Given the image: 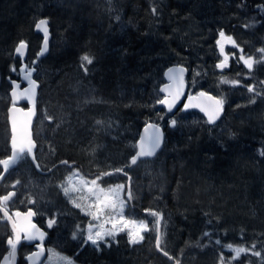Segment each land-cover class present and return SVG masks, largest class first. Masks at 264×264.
<instances>
[{
	"label": "trees",
	"instance_id": "16d2710c",
	"mask_svg": "<svg viewBox=\"0 0 264 264\" xmlns=\"http://www.w3.org/2000/svg\"><path fill=\"white\" fill-rule=\"evenodd\" d=\"M36 1L45 4L46 12L41 16L49 19L55 34L52 54L40 68L44 95L48 84L65 88L81 81L89 90L84 94L101 100L100 104L106 103L125 125L140 118L136 123L141 125V130L145 119L153 114L151 105L156 106L163 97L160 87L165 82L166 68L177 63L182 51L187 53L191 48L189 53H197L201 58L205 51L210 53L202 69L209 68L211 75L213 70L219 71L216 39L205 46L199 36L185 35L186 25H198L204 20L212 21L210 27L217 33L223 31L235 44L229 43L227 47L228 68L220 72L219 78L204 84L202 90L215 95L230 90L234 84L226 85L222 81L237 80H222L223 77L239 80L255 77L263 81L264 87V52L259 51L264 49V0H116L105 4L107 12L92 0H62L59 5L51 0L52 7L50 0ZM10 4L14 7L6 17L1 16L4 22L12 15V21L0 23V61L4 51L11 47L9 43L16 39L18 42L23 36L21 40L30 43L31 51H38L37 20L30 17L34 2L12 0ZM2 24L10 27L5 29ZM56 27L62 34L60 37ZM57 38L63 41V48H59ZM254 53V64L248 69L244 60ZM84 55L92 59L91 64L81 59ZM184 63L180 64L190 72V66ZM0 70L7 72L1 64ZM257 93L260 95L247 100L235 97L233 107L225 106L224 119L216 126L210 125L199 111L184 112L179 108L173 114L182 121L188 117L194 123L184 129L177 122L172 128L165 110L158 105L154 108L159 111L158 122L165 125L166 143L157 157L129 167L139 197L134 198L131 209L139 218L153 217L155 210L161 212L160 246L180 264H264V93ZM46 96L47 104L50 100ZM50 98L51 104H63V116L67 120L86 119L87 109L98 107L90 102L79 108L81 97L76 96V90L68 95L63 92L60 100L56 96ZM55 107L51 105L49 110L58 114ZM1 115L4 121L6 116L3 112ZM78 126L84 128L81 134L78 128H73L77 133L64 126L55 130L52 152L44 157V165L38 156L45 168L49 160L52 164L63 159L81 161L84 156L81 152L91 138L81 140L88 127ZM188 130L192 131L190 135L186 133ZM134 152L130 149L129 156ZM89 159L86 157L84 163ZM28 161L35 170L30 157ZM128 163L124 160L123 166ZM58 204L61 205V200ZM4 222H0V239L8 233V237L12 235L11 226ZM67 234L61 227L57 228L56 236L65 238L68 252L84 264H175L158 249L157 236L149 235L136 245L119 237L120 242L111 248L92 250L82 248L81 240ZM7 241L8 238L6 246ZM236 248L246 251L236 257ZM23 253L21 249L22 259Z\"/></svg>",
	"mask_w": 264,
	"mask_h": 264
},
{
	"label": "rangeland",
	"instance_id": "374dc122",
	"mask_svg": "<svg viewBox=\"0 0 264 264\" xmlns=\"http://www.w3.org/2000/svg\"><path fill=\"white\" fill-rule=\"evenodd\" d=\"M2 1V4L5 5V7L7 8L3 10L4 13L2 12V14L6 15L7 12L14 7V5L10 4L12 0ZM16 1L19 2V0ZM101 1L106 4L108 3V1L116 0ZM32 2H34V8L30 12V17H32V20L36 21L42 14L46 12L45 4H38L36 0H32ZM60 3L61 2L57 0V3L55 4L59 5ZM7 4H10V7H7ZM197 7L198 6H196V8ZM1 16L2 15H0V23L3 20ZM10 17H12V15ZM209 23H212V21L204 20L199 22L198 25H193V23H189L188 25H186L187 32L185 33V35L190 37L199 36V38L201 39L199 40L201 41L200 43L205 46H207L209 42H212L213 39H216V42L219 38V33L215 32V30L210 27ZM56 28L57 37H60L62 34L59 32V28ZM22 38H24V36ZM56 40L59 48H63V41H60L58 38ZM16 42L17 39L14 42L9 43L8 46L11 47L4 51L2 61H0V64L7 68V71L10 70L11 67V58L14 59L13 52L14 47L17 44ZM189 50L190 51H187V53L186 51H182V55L178 57L179 60L177 61V63L185 62L190 66V72L187 76L189 90L192 93H196L199 90L203 89L202 87L204 86V84L210 83V80H216L217 78H219L221 76V71L216 70L217 72H215L213 70V75H211L209 68L202 69L203 62L204 64L205 62H207L208 55L210 53L205 51V56L201 58L200 55H198L197 53L195 55H191L192 49L190 48ZM217 54L218 55H215L217 57V61L223 60L222 58H220V54L218 52ZM257 55L260 54L256 53V56ZM253 58H255V53L247 55V60L250 59L252 61V66L254 64ZM192 60L194 61V64L192 63ZM221 79L238 81V83H235L230 90H223L222 92L217 94L223 99L226 107H233L235 97L238 98V100H247L249 98H253L255 95H260L257 92L264 93L263 81L257 80L255 77L247 80H239L238 78L228 79L226 77H223ZM154 80H156V78ZM225 84L227 85L233 83H229L228 81L225 82ZM45 87L47 88V96L46 94L44 95V93L42 92L41 103L42 101H45V96L50 101L52 100L50 96H56V98L60 100V98L63 97V92H67L68 95L69 93L72 94L76 90V96L78 95L79 97H81V101L78 105L80 106L79 108L90 102H94L93 104L98 107L94 106L93 109H87L88 111L86 110L87 112L85 113L86 119L80 117L77 119L74 118L72 120H67L66 117L63 116V104H61V102L56 101L62 105H59V107L57 103L54 104L52 102L51 104L49 100V102L46 101L47 105L42 106V118L39 122L38 127H36L37 138L40 146L39 156L41 157L40 159L42 160L43 165L44 157L47 156V154L48 156H50L52 152V145H54L53 140L55 138V130H60V126H64L66 129H71L74 133H76L74 131V129L76 128H78L79 131H84V128H82V126H78L81 124L88 127V130L84 132L85 134L82 136L81 140L84 137H90L91 139L87 143L88 147L83 148L81 152L82 155H84V158L82 157V159H80V163L83 164L85 170L87 172L92 173L93 176L89 175L86 171L81 170L80 168H72L67 166L65 168H60V171L57 170L52 175L41 177L42 175L40 174H34V171L28 164V161L24 162L14 173L15 177H21L22 182L18 201L14 202L13 204L20 205L18 202H24V204H28L32 198H35L38 200L37 207L40 208L42 212H45L47 209H49L50 205L53 207H61L55 208V210L57 211L58 228L61 227L63 229V214L67 213L68 215H71V218L65 219L66 226L64 230L68 233V237L70 236L74 238V240H81L82 248L84 249L86 247L92 250L101 248H111L112 246H115L116 243L120 242L119 237L124 238L131 245H136L143 242L149 235L156 238L159 233L157 229V216L152 215L153 217L145 216L139 218L137 215L132 213L131 202L126 198V194L128 191V177L122 176L118 173L108 174L109 171L114 168H121L123 166L124 160L126 162L129 161L128 157H130V153L128 152L130 151V149L136 151V143L140 133L139 127L141 126L139 123L136 122L138 120L140 121V118H136L133 124L125 125L122 120L118 118L117 115H115L111 112V110H109L108 105L106 103L100 104L99 102H101V100H97V98H93L89 94H84L87 93V91L89 90L88 88H85L86 86L82 84L81 81H76V83H73L72 85H69L65 88H63V85L52 86L49 84ZM249 88H251L252 91H249ZM0 92L2 93L1 90ZM1 97L4 98V96L0 95V107ZM51 105L56 106L54 109L55 111L56 109L59 110L58 114L51 110V108L49 110V106L51 107ZM151 106L152 108H156L157 105ZM154 108L151 118L145 119L146 122L150 120L159 121V111H155ZM48 117H51L52 123H49ZM2 118L3 117L1 116L0 110V149L4 151L9 149V141L6 124L5 126L1 125ZM63 118L65 119L63 120ZM167 119L169 121L175 120L179 124H182L184 129L188 127V125L194 123V120H188V117L182 121V119L175 116L174 114L168 116ZM223 119L224 116L213 126L218 125ZM66 132L67 131L65 130V133ZM47 133L49 134V137H47ZM183 133H185V130L183 131ZM186 133L190 135L192 131L188 130ZM86 157L90 158L87 164L84 163ZM48 163L49 167L52 164V160H49ZM93 181H95V184L92 183ZM119 185L124 186L123 189L120 191V197L125 202L122 211L119 209L118 203L116 208L105 206L106 204L111 203L115 200V198L112 196L111 190L116 189ZM131 187L133 198H139L132 184ZM66 188L70 189V191H68L67 193H65ZM100 190L103 191L101 192ZM97 196H99V200L97 199ZM60 200L61 205L58 204V201ZM63 203H65V205L68 207V209H65L64 211ZM77 204H79L80 207H76ZM156 212L161 214L159 210H156L155 213ZM93 213H95V216H93ZM254 218L257 217L254 216ZM125 221H128L130 223L125 226ZM141 224H145L147 226L146 229L141 231L140 233L143 236V239L136 244L130 243L129 233L133 231L136 226H139ZM89 226H91V234L94 237L97 232L107 230L116 231L115 240H113L112 237H105L107 244H105L104 241H97L98 246L93 245L92 242L87 239L89 235ZM119 229L123 230L119 231ZM7 235H5L6 237L3 236L0 239V257L6 253L4 251L6 246V240L8 238ZM162 235L163 226L160 243ZM65 243L66 240L64 237L55 236L51 240L49 257L45 259L42 264H84L68 252L65 247Z\"/></svg>",
	"mask_w": 264,
	"mask_h": 264
},
{
	"label": "water",
	"instance_id": "95a60500",
	"mask_svg": "<svg viewBox=\"0 0 264 264\" xmlns=\"http://www.w3.org/2000/svg\"><path fill=\"white\" fill-rule=\"evenodd\" d=\"M43 19H47V18H43ZM47 20H48V28H49L48 45H47V49H45L44 44L42 45V49L40 52L41 57H44L49 53L50 43H51V40L53 37V34L51 32V27L49 25V19H47ZM37 31H39V30H37ZM218 40H221V37ZM222 42L224 44V51H223V53L220 51V53L223 56V60H224L225 55H227L228 61H229V54L227 52L228 42H227L225 35H224V39ZM218 47L220 50L219 44H218ZM27 49H28V45H27L25 52L23 54L24 56L26 55ZM221 62H219L218 64H220ZM227 64H228V62H227ZM181 69H184V71H183V85L182 86L180 85V83L178 81L170 79V70H173V72H172L173 75H178L180 73ZM223 69L219 68V70H223ZM188 73H189V68L183 64H173V65H170L169 67L166 68L165 73H164L165 82L160 87V93L163 95L161 100H163L165 98H168L171 100L174 96L177 98L175 99V103L173 104L171 110H169L168 105L159 103L160 100L158 101L157 105L159 107H162L165 110L166 114H170L180 107L185 112H188L191 110H197V111L201 112L206 117V119L210 125L216 124L223 117L225 110H226L225 106L223 105L222 99L219 96H217L211 92L205 91V90H200L197 93H191L189 90V83L187 80ZM32 76H33V73L31 72V79L36 81V84H37L34 95H30L29 97H27V94L25 93V90L30 86L29 82L27 80H23L27 83V86L24 89L19 88L20 87L19 81H14V87L11 90V95L13 97V102H14L13 105L9 109V122L11 125V132H12V134H11V156L8 158L0 159V161H8L9 162L8 167H4L2 164H0L3 167V171L0 174V185L5 180L7 175L9 174L11 167L16 162H18L19 158L26 152H28L30 154L34 164L36 165V167L38 166L37 169L41 173H49L52 170V169L42 170L40 168L39 163H38L37 158H36L37 141L35 139V134H34V125H35V120H36V117L38 114L37 101H38V96H39L40 83L38 80L33 79ZM23 77H25V76H23ZM202 92L207 93V96L206 97L199 96V93H202ZM13 93H16V94L13 95ZM208 97H214L216 100L222 101V110L219 114V117L214 122L209 121L208 114L205 111H202L201 107H187V108L185 107V105H188V104H200L202 106H207L208 104L213 103V101L208 100ZM22 101H28L30 104V108L27 110H24L19 105ZM170 125H171V127H175L176 123H175V125H173L172 121H171ZM157 128H158L159 133L161 135L160 147L158 149H156L155 154L153 156H138V153L140 151L141 140L142 139L146 140L147 137H150L153 134H155V131ZM165 142H166L165 127L159 122L148 121L142 127V129L140 131V135H139V138L137 141V150H136L135 154L130 158V164L132 166H135L142 159L156 157L160 153V151L164 148ZM145 148L147 149V144H145ZM133 157H137L135 164L131 163V160ZM67 162H68V160L65 159V160L61 161L60 164L67 163ZM69 165L73 166V163L69 162ZM17 184L18 183H15L13 186L15 187V186H17ZM129 194H130V198H129ZM6 196L9 197V199L7 201H10L11 199H13L14 197L17 196V191L12 190ZM126 197L128 198V200L130 202H133L131 184H129V186H128V191H127ZM2 201L7 202L3 198H2ZM29 211L34 213V215H32L29 218L30 223L32 225H35V230H39L40 232L44 233L43 240L42 241L39 239L28 240L26 238L28 233L27 232H21L20 241L16 245L15 256L13 257L10 255L12 252V248H11V250L9 252H7L1 258L0 264H18L21 243L23 240H26L28 242L38 241V242L43 243L47 238V232L44 231L43 229H41L39 227V225L34 221L36 218V212L33 208H30L27 211H18V212H15L13 214L0 203V212L4 215L5 219L10 222L11 225H13L14 222L18 226L21 225L24 222V216ZM16 213H20L21 216L18 217L16 215ZM162 220H163V216H162V214H160V216L158 217V231H159L158 239L159 240H160L161 233H162ZM12 231H13V238H10V239L15 240V231H14V229ZM32 231H34V229H29V232H32ZM158 248L161 252H163L166 256H168L171 260H175L174 256H171L169 253L162 250L160 248V246ZM46 256H47V252H46L45 247L43 245H40L37 250L33 251L28 256V264H41L44 261V259L46 258ZM175 264H180V263L178 261H175Z\"/></svg>",
	"mask_w": 264,
	"mask_h": 264
},
{
	"label": "flooded vegetation",
	"instance_id": "af4514ba",
	"mask_svg": "<svg viewBox=\"0 0 264 264\" xmlns=\"http://www.w3.org/2000/svg\"><path fill=\"white\" fill-rule=\"evenodd\" d=\"M49 24H50V27H51V32L53 34V37L55 38V34L53 32L51 22H49ZM36 33H37V35L39 37H42V39H43V33H41L40 31H36ZM24 38H22V39H24ZM21 41H26V40H21L20 39L17 42L16 46L14 47V52H13L14 59H12L10 57L11 58L10 70H8L5 74L0 70V90L2 91V93L0 92V95L4 96V98L1 97L0 110L6 116L4 121H3V118H2L1 125L5 126V124H6L7 133H8V141H9V149L8 150L2 151V149H0V158H8V157L11 156V134H12V132H11V125H10V122H9V109L14 103L13 102V97L11 95V90L14 87V81H19L20 82V84H19L20 87L19 88L20 89H24L27 86V83L25 81H23V80H25L23 76H25V74L28 73V72H32L33 73V76H32L33 79L38 80L39 83H40L39 96H38V101H37L38 114H37V117H36V120H35V128L38 127L39 122H40V120L42 118V109H43L42 106L43 105H47L44 101H42V103H41V97H42V93L41 92H42V88H43L42 87L43 86V83H42L43 75L40 72V67H41L42 64L44 65L46 63V61L49 60L50 54H52V52L49 51V53L46 56L41 57L40 56V52H41V49H42L43 41L41 42L40 48L38 49L37 52H32L30 47H29L30 43L28 41H26V42L29 43V46H28L29 48L27 49L26 55L25 56L24 55H19V54H17L15 52V49L18 46L19 42H21ZM51 43H52V41H51ZM36 63L38 64V69H37ZM19 105L24 110H27V109L30 108V104H29L28 101H22ZM48 121H49V123H52L51 117H48ZM6 127H5V129H6ZM28 159H29V156L27 154H23L19 158L18 162H16L11 167V170H10L9 174L7 175L5 180L0 185V203L3 202L2 198L4 196H6L8 193H10L11 190H13V188H15L17 190V193H18L17 196L14 197L13 199H11L10 201L4 202V203L5 204H9L10 206H9L8 209L10 211H14V213L18 212V211H27L30 208H33L35 210V212H36V218H35L34 221L39 225V227L41 229H43L44 231L47 232V238H46V240L43 243L38 242V241L28 242L26 240H23L22 243H21V249L24 250L23 259L21 257L20 261H18V264H28V256L33 251L37 250L40 245H43L45 247L46 252H47V257H49L51 240L56 236L57 228H58L57 211L55 210V208H61V207H57V206L53 207V206L50 205L49 209H47L45 212H42L40 210V208L37 207L38 200L35 199V198H32L31 201L28 204H24V202H18L20 205H14L13 204L14 202L18 201V198L20 196L21 182H22L21 177L20 176H19V178L15 177L14 173H15V171L18 170L19 166L21 165L20 163L21 162L22 163L27 162ZM56 162H58V161L55 160L53 162L52 165H54V166L51 167L52 171L49 174L44 173L42 175L41 173H39V172H37L35 170H33V171H34V173L42 175L41 177H46V176L52 175L53 173H55L60 168H62V167L65 168V167L68 166L67 165L68 163L60 164V163H56ZM73 167L80 168L81 170L86 171L84 166H83V164H81L80 162L74 164L72 166V168ZM2 171H3V167L0 165V174L2 173ZM87 173L89 175L93 176L92 173H90V172H87ZM8 182H9V184H8ZM16 182H19V183L17 184L16 187H14L13 184L16 183ZM63 200H64V196H63ZM4 203H3V205H5ZM65 209H68V207L65 205V203H63V211ZM0 216H2V218H0V222L2 221V219L5 222H8L5 219L4 215L1 214V212H0ZM66 218H69V215L67 213L63 214V229L66 226V221H65ZM49 220H54L55 221V223L52 224L51 227H49V225H48ZM11 230H12V228H11ZM19 254L21 255V250H20Z\"/></svg>",
	"mask_w": 264,
	"mask_h": 264
},
{
	"label": "snow or ice",
	"instance_id": "6c2138e0",
	"mask_svg": "<svg viewBox=\"0 0 264 264\" xmlns=\"http://www.w3.org/2000/svg\"><path fill=\"white\" fill-rule=\"evenodd\" d=\"M152 11L155 13V8L152 9ZM36 29L41 31L43 33V44H44V47L45 49H47V45H48V35H49V28H48V20L47 19H41L37 24H36ZM219 36L221 37V40H218L217 43L220 45V51L223 53L224 51V44H223V39H224V33L223 31H221L219 33ZM227 42L229 43H232V44H235V41L232 40L231 37H227ZM27 47V44L25 41H21L19 43V45L16 47L15 49V52L19 55H23L24 52H25V49ZM260 52H264V49H260L259 50ZM83 61L87 62L88 64H91L92 63V59L87 56V55H84L82 58H81ZM242 60H244L243 57H241ZM227 62H228V57L227 55H225L224 57V60L217 65L218 68H225L227 66ZM244 64L247 66L248 69H251L252 68V61L250 59L248 60H244ZM84 71L86 72L87 69L85 68ZM183 71L184 69H181L180 70V73L178 75H173L172 72L173 70H170V79H173V80H176L180 83V85L182 86L183 85ZM25 80H27L29 82V87L25 90V93L27 94V97H29L30 95H34L35 93V89L37 87V84H36V81L32 80L31 79V72H28L25 74V77H24ZM222 82H228V81H222ZM229 83H238V81H231ZM249 91H252L251 88L248 89ZM16 93H13V95H15ZM199 96L201 97H206L207 96V93H199ZM177 97H173L171 100L168 99V98H165L163 100H160L159 103L161 104H166L169 106V110H171L173 104L175 103V99ZM208 100L210 101H213V103H210L208 104L207 106H202L200 104H188V105H185V107H201L202 108V111H205L207 114H208V119L210 122H214L218 117H219V114L222 110V101L221 100H216L214 97H208ZM176 121L173 120L172 121V124L175 125ZM145 144H147V149L145 148ZM161 145V135L159 133V130L158 128L156 129L155 131V134H153L152 136L150 137H147L146 140L145 139H142L141 142H140V151L138 153V156H153L155 154V151L156 149H158ZM136 159L137 157H133L132 160H131V163L132 164H135L136 163ZM14 161V160H13ZM0 164H2L4 167H8L9 166V162L8 161H0ZM38 167V166H37ZM117 171H121V170H117ZM93 184H95V181L92 182ZM123 185H119L117 186L116 189H112L111 190V193H112V196L115 198V200L111 203H108L106 204L105 206L107 207H112V208H116L117 207V203L119 204V209L122 211L123 208H124V200L121 199L120 197V191L123 189ZM68 191H70V189H65V193H67ZM101 192L103 190H100ZM129 198H130V194H129ZM3 199L5 201H7L9 199L8 196H5L3 197ZM97 199L99 200V196H97ZM76 207H80L79 204L76 205ZM154 216H157L159 217L160 214L159 213H152ZM16 215L19 217L21 216L20 213H16ZM34 215V213H32L31 211H29L25 216H24V222L21 224V225H17L15 222L13 223L12 227L15 231V240L13 239H9L7 241V243L9 245H11L12 247V252H11V256H15V250H16V245L17 243H19L20 241V234L21 232H27L28 235H27V239L28 240H36V239H39V240H43V237H44V233L40 232L39 230H35V225H32L30 223V220L29 218ZM93 216H95V213H93ZM55 221L54 220H49L48 222V225L49 227L52 226V224H54ZM125 226H127L128 221H125ZM131 223H134V222H131ZM146 225L145 224H141L139 226H136V228H134L133 231H131L129 233V240H130V243L132 244H136V243H139L140 240L143 239V236L140 234L141 231L145 230L146 229ZM29 229H34V231L32 232H29ZM123 229H119V231H122ZM105 237H112L113 240H115V237H116V231H113V230H107V231H102V232H97L95 234V237L91 234V226H89V235L87 237V239L89 241L92 242L93 245H97V241H104L105 244H107V241L105 240ZM157 247H159V239L157 240ZM231 247V246H229ZM246 249L244 248H236L235 249V256L236 257H239L241 255V253L245 252ZM257 255H259V253H256Z\"/></svg>",
	"mask_w": 264,
	"mask_h": 264
},
{
	"label": "bare ground",
	"instance_id": "6f19581e",
	"mask_svg": "<svg viewBox=\"0 0 264 264\" xmlns=\"http://www.w3.org/2000/svg\"><path fill=\"white\" fill-rule=\"evenodd\" d=\"M1 1H2V0H0V15H2V16H3V15H4V16H7V15H5V14H2V10H4L6 7H5V5L2 4L3 1H2V2H1ZM50 1H51V0H50ZM51 2H52V1H51ZM55 2L57 3V0H56ZM60 2L63 3L62 0H60ZM74 2H75V1H74ZM92 2H93L95 5H99V6H101L103 9L106 10V12L108 11L107 6H106L101 0H92ZM64 3H65V5H66V4L69 3V2H64ZM9 5H10V4H7V7H10ZM12 6H13V5H12ZM12 6H11V7H12ZM52 6H53V2H52L51 5H49V7H52ZM4 7H5V8H4ZM17 7H19V6H17ZM24 7H25V6H24ZM24 7H23V8H24ZM47 7H48V6H47ZM66 7H67V6H66ZM20 8H22V7H20ZM6 9H7V8H6ZM18 9H19V8H18ZM26 9H27V8H26ZM46 10H48V9H46ZM19 11H20V10H18V12H19ZM24 11H25V9H24ZM26 11H27V10H26ZM26 11H25V13H26ZM12 12H13V11H12ZM3 13H4V12H3ZM25 13H23V14L25 15ZM14 14H15V13H14ZM17 14H18V13H17ZM23 17H24V16H23ZM42 17H44V16L39 17V18L37 19V22H38L39 20L43 19ZM45 18H47V17H45ZM47 19H48V18H47ZM10 21H12V17H11L10 19L4 21V22H5V23H9ZM4 22L2 21L1 23H4ZM37 22H36V24H37ZM49 22H50V21H49ZM10 24H11V23H10ZM12 24H14V22H13ZM2 25H3V24H2ZM8 25H9V24H8ZM3 26L5 27V25H3ZM6 26H7V25H6ZM11 26H12V25H11ZM7 27H10V26H7ZM5 28H6V27H5ZM14 28H16V26H15ZM35 28H36V27H35ZM2 29H3V28H2ZM2 29H1V30H2ZM6 29H7V28H6ZM16 29H17V28H16ZM8 30H10V29H8ZM8 30H7V31H8ZM12 30H14V29L12 28ZM12 30H11V31H12ZM4 31H5V29H4ZM4 31H2V32H4ZM11 31H10V32H11ZM35 31H37V29H35ZM0 32H1V31H0ZM8 32H9V31H8ZM8 32H7V33H8ZM15 32H16V31H15ZM20 32H21V31H20ZM23 32H24V31H22V33H23ZM5 33H6V32H5ZM11 33H12V32H11ZM17 33H18V31H17ZM9 34H10V33H9ZM15 34H16V33H15ZM19 34H20V33H19ZM23 35H24V34H23ZM224 35H225V34H224ZM11 36H12V37L14 36L13 38H18V37H20V36H22V35L20 34V36H17V37H15V35H11ZM225 36H226V35H225ZM1 37H2V36H1ZM3 37H4V36H3ZM6 37H7V36H5V38H6ZM9 37H10V36H9ZM5 38H4V39H5ZM13 38H12V39H13ZM53 38H54V37H52V40H51L52 42H53ZM219 38H220V36H219ZM219 38H218V39H219ZM210 39H211V38H210ZM41 40L43 41V39L39 37V39H38L37 42H36V43H37L36 45H37L38 49L40 48V44H41V42H42ZM217 41H218V40H217ZM25 42H26V41H25ZM19 43H20V42H19ZM26 44L29 46V43H28V42H26ZM228 44H229V42H228ZM18 45H19V44H18ZM29 47H30V46H29ZM29 47H28V48H29ZM217 47H218V43H217ZM51 48H52V43H50V50H49V51H51ZM218 50H219V47H218ZM219 53H220V50H219ZM220 54H221V53H220ZM218 62H219V61H217L216 64H218ZM225 112H226V110H225ZM225 114H226V113H224L223 116H225ZM110 115H111V114H110ZM111 117H112V116H111ZM77 132H78V131H77ZM77 132H76V133H77ZM79 133L81 134L80 131H79ZM79 133H78V135H79ZM82 133H83V132H82ZM72 134H74V133H72ZM70 136H71V135H70ZM70 136H69V138H70ZM69 138H68V139H69ZM129 138H131V137H129ZM70 139H71V138H70ZM132 139H133V138H132ZM71 140H72V139H71ZM71 140H70V141H71ZM73 140H74V138H73ZM128 140H129V139H128ZM73 142H74V141H73ZM71 143H72V142H71ZM71 143H70V144H71ZM74 144H75V143H74ZM58 161H59V160H58ZM53 170H54V169H53ZM59 171H60V170H59ZM62 171H63V170H62ZM155 211H156V210H155ZM155 211H153V212H155ZM156 213H157V212H156ZM8 223L10 224L9 221H8ZM10 225H11V224H10ZM11 228H12V225H11ZM12 230H13V228H12ZM171 256H173V255H171ZM174 257H175V256H174ZM169 259H170V258H169ZM170 260H171V259H170ZM171 261H173V262L175 263V261H178V260L175 258V260H171ZM178 262H179V261H178Z\"/></svg>",
	"mask_w": 264,
	"mask_h": 264
}]
</instances>
